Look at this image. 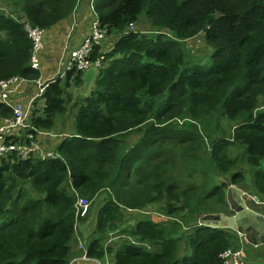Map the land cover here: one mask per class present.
Instances as JSON below:
<instances>
[{
	"label": "trees",
	"instance_id": "1",
	"mask_svg": "<svg viewBox=\"0 0 264 264\" xmlns=\"http://www.w3.org/2000/svg\"><path fill=\"white\" fill-rule=\"evenodd\" d=\"M1 3L0 82L34 83L41 72L31 68L33 42L22 20L49 31L73 15L78 0ZM93 8L118 40L90 97L72 105V132L50 146L58 158L0 159V264H71L78 229L102 193L89 259L223 264L220 255L240 246L238 234L200 225L229 213L228 184L217 178L264 202V0H95ZM142 18L150 34L139 30ZM131 25L138 30L129 32ZM201 34L215 49L212 69L187 62L184 44ZM101 53L96 47L93 60ZM71 81L83 88V72L49 85L43 110L31 111L30 133L59 132ZM12 116L0 102L1 119ZM220 118L233 126L213 141ZM199 173L202 184L193 182ZM79 199L91 204L85 217ZM156 206L162 220L129 226L133 212Z\"/></svg>",
	"mask_w": 264,
	"mask_h": 264
},
{
	"label": "built area",
	"instance_id": "2",
	"mask_svg": "<svg viewBox=\"0 0 264 264\" xmlns=\"http://www.w3.org/2000/svg\"><path fill=\"white\" fill-rule=\"evenodd\" d=\"M82 0H78V5L75 11L78 9ZM95 0H91V11L94 13ZM95 14V13H94ZM26 31L29 34L33 42V52L31 57V68L36 71L42 72V57L45 54V36L47 31L44 29L33 28L28 22L25 23ZM135 25H131L129 32H135ZM90 33L84 39L83 43L77 49L69 52V54L63 57L60 61V71L58 75L48 81H42L39 79L34 82L37 87V93L30 102V105L26 106L21 101H15L11 98V94L14 86H17L22 81L18 78L11 79L9 81L0 82V102L9 107L13 111V116L8 119H3L0 124V159H9L11 156H15L21 159L23 162H27L33 158H41L42 160L57 159L55 152L43 153L39 143V137L45 133H30L33 130L29 124L30 111L34 101L42 99L49 85L52 84L54 79L66 78L67 75L73 71L87 73L89 70L94 69L97 73L104 69L106 54L102 52L96 60H93L95 54V48L101 47L104 41L107 40L109 34L108 30L103 28L99 22V19L95 17L90 27ZM245 197L246 194H245ZM252 198V197H247ZM253 200V199H252ZM253 202H255L253 200ZM260 205V203H256ZM90 202L87 199H79L78 207L82 210L81 216L85 217L90 209ZM239 235V234H238ZM249 235H239L240 246L238 248H230L220 255V259L223 264H248L246 261L245 245L253 244ZM259 245H255L258 248ZM79 249L84 250L85 247L80 244ZM83 260L91 261L86 254L82 257ZM96 264H101L98 260H92Z\"/></svg>",
	"mask_w": 264,
	"mask_h": 264
},
{
	"label": "rangeland",
	"instance_id": "3",
	"mask_svg": "<svg viewBox=\"0 0 264 264\" xmlns=\"http://www.w3.org/2000/svg\"><path fill=\"white\" fill-rule=\"evenodd\" d=\"M89 0H85V2ZM2 4V5H1ZM0 4V7H3V3ZM77 11V10H76ZM12 12V10L10 8H7V12L8 14H10ZM75 12V11H74ZM22 22L24 23L25 21L22 20ZM139 30L143 31V33L146 34H150L149 30H150V26L148 24V22L146 21V19L142 18L141 19V23L138 26ZM138 30L137 27H135V32ZM50 31V30H49ZM48 32V31H47ZM47 35V34H46ZM52 35V34H51ZM110 38L113 39L114 45L116 44L118 38L114 37V36H108L107 40H109ZM113 46V45H112ZM102 52L104 53H109L107 52V48H104V46L102 45ZM184 49L186 52V56H187V62L191 65H201L207 69H212L215 66V49L213 46H211L209 43H207L206 41V35L205 34H201L199 37L187 41L184 44ZM114 50V46L111 48V50H109L110 52ZM45 69V67H43V70ZM48 71H50L49 68H46ZM59 69V68H58ZM57 70V69H56ZM42 74V73H41ZM61 80H65V78H62ZM30 85H35V83H29ZM36 86V85H35ZM34 86V91L37 90V87ZM66 86V85H65ZM76 88V87H75ZM76 91L73 90H69V88H66V95H71L72 97H75L77 95V89H75ZM81 90V88H80ZM38 91H36L37 93ZM74 94V95H73ZM92 94V88L90 89V91H85L83 93H80L79 95L84 98H89L90 95ZM82 99H80L79 102H82ZM39 101V100H37ZM43 105H32L31 107V111L32 110H43L44 106ZM42 107V108H41ZM31 111H30V115H31ZM76 109H74L72 107V105H69L68 107V113L66 115V117L64 119H61L59 121V123L57 124V128L55 130H59V132L54 131L51 133H45L44 135H41L39 137V143L41 146V151L43 153H48V152H52L54 153L55 151H52L50 149V146L53 144H56V139H59V137H66L68 134H70L72 132L73 129V122H74V114L76 113ZM219 115L213 119L211 122L215 123L218 119H219ZM220 127L223 130H219L216 133L212 134V138L214 139L213 141H215V139L219 138V137H223V136H229L230 130L233 126V123L228 121L227 119L224 118H220ZM212 130V128H210ZM209 130V132L211 131ZM61 133V134H59ZM45 139V142H44ZM136 137H133V141H136ZM46 143V144H45ZM212 143L208 141V147H211ZM232 156L234 157H238L239 159L242 158V154L239 150L233 149ZM180 166L182 167L181 163ZM263 167H264V163H263ZM181 175H183V179L186 181L187 180V175L186 173L184 174V172L181 173ZM205 180V177L199 173L197 174L194 179L193 182H196L198 184H202ZM206 181V180H205ZM217 181H227V179L224 178H217ZM236 187V186H235ZM238 188V187H236ZM239 189V188H238ZM242 190V189H240ZM247 197H252V198H245L247 205L250 209L255 210V211H259L262 212L264 214V202L261 201L260 199L256 198L255 196H252L249 194V192L247 190H242ZM107 198V195L105 193H102V195L98 198H96V200L94 201L93 205H92V212L90 215V218L88 220V222H86L84 225H82L81 228V232H82V236L85 237V239L88 241L92 235V233L95 231L96 229V222H97V214L98 212L101 210L102 206H104V200ZM255 202H253V200ZM256 203H260V205H257ZM91 208V206H90ZM158 210L159 207H152V208H148L145 212H133L131 215H129V217L127 218V220L129 221V226L136 223L139 219L142 218H150V219H154L156 220H162V217H158L160 216L159 214H157L154 210ZM229 213H231L230 209L228 210ZM131 222V223H130ZM80 229H78L79 231ZM123 240H119L115 242V240L112 243L117 244V246L119 244L122 243ZM252 248H254L252 246ZM245 251H246V246H245ZM264 251V244L262 243V245L260 246V249L258 250H251L248 249L247 250V255L251 256L252 254H257V258H259L261 260V262L264 260V257H260V255H262L261 253ZM264 253V252H263ZM190 256H194V252H190L189 253ZM246 261L248 262L247 258ZM102 264H106V261H101ZM72 264V263H71Z\"/></svg>",
	"mask_w": 264,
	"mask_h": 264
},
{
	"label": "crops",
	"instance_id": "4",
	"mask_svg": "<svg viewBox=\"0 0 264 264\" xmlns=\"http://www.w3.org/2000/svg\"><path fill=\"white\" fill-rule=\"evenodd\" d=\"M93 19H94V14L91 11V0H89V2L88 1L85 2V0H82L77 11H75L68 20H66L64 23L52 28L50 31L47 32V35L45 36V54L42 57V69L43 67H45L43 72H41L42 74H41L40 79L42 81H48L58 75L61 69L60 68L61 59L67 56L70 51L77 49L78 47L81 46L84 39L90 33V29H91L90 27H91ZM112 45L114 46V42L112 38L104 41L103 43L104 48H107V52L111 50V48L113 47ZM46 68H49L50 71H48ZM94 81L95 79L91 82L89 89H85L83 87L81 88V90L80 88H75L73 81L70 82L69 90L76 91L75 89H77V95L75 97H72L71 105H79L85 99H87L84 97L82 99V97L79 94L85 91H90L91 88L93 90ZM34 86L35 85L32 86L28 82H20V84H18L17 86H14L12 94H11V98L15 101L23 102L24 105L26 106L30 105V102L35 97L36 91H37V90L34 91ZM80 99H82V102H79ZM38 100L39 101H37L36 104L34 101L35 105H43V106L45 105L44 99H38ZM2 120L3 119H1L0 117V124L2 123ZM44 142H45V139H44ZM256 212L260 213L264 217V214L262 212H259V211H256ZM81 228L82 226L79 228L80 230L78 231V235L75 237V240L72 243L71 263L72 264H96L92 260L87 261V260L82 259V257L87 252L89 240L87 241L85 237L82 236L83 234L81 232ZM248 237L253 244L259 245L258 248H255V245H252L250 243L245 245L246 246V258L248 260V264H264V260L261 262V260L257 258V254H252L251 256L247 255L248 249L258 250L260 249V246L262 245V243H256L252 239L251 236H248ZM80 244H82L85 247L84 250L79 249ZM252 246L254 248H252ZM263 252L261 253L262 255H260V257H264ZM102 261H106V264H115L114 256H107Z\"/></svg>",
	"mask_w": 264,
	"mask_h": 264
},
{
	"label": "water",
	"instance_id": "5",
	"mask_svg": "<svg viewBox=\"0 0 264 264\" xmlns=\"http://www.w3.org/2000/svg\"><path fill=\"white\" fill-rule=\"evenodd\" d=\"M94 69L83 75L84 88L89 89L91 82L97 77ZM59 79H54L56 83ZM227 202L231 213L208 216L200 221V225L213 229H229L239 235H249L256 243L264 244V217L250 209L244 198L245 193L227 180Z\"/></svg>",
	"mask_w": 264,
	"mask_h": 264
},
{
	"label": "clouds",
	"instance_id": "6",
	"mask_svg": "<svg viewBox=\"0 0 264 264\" xmlns=\"http://www.w3.org/2000/svg\"><path fill=\"white\" fill-rule=\"evenodd\" d=\"M27 21H25L24 23H26ZM244 198H247V197H245V195H244ZM255 211V210H254Z\"/></svg>",
	"mask_w": 264,
	"mask_h": 264
},
{
	"label": "bare ground",
	"instance_id": "7",
	"mask_svg": "<svg viewBox=\"0 0 264 264\" xmlns=\"http://www.w3.org/2000/svg\"><path fill=\"white\" fill-rule=\"evenodd\" d=\"M94 5V4H93ZM10 109V108H9Z\"/></svg>",
	"mask_w": 264,
	"mask_h": 264
},
{
	"label": "flooded vegetation",
	"instance_id": "8",
	"mask_svg": "<svg viewBox=\"0 0 264 264\" xmlns=\"http://www.w3.org/2000/svg\"><path fill=\"white\" fill-rule=\"evenodd\" d=\"M228 215H229V213H228Z\"/></svg>",
	"mask_w": 264,
	"mask_h": 264
}]
</instances>
